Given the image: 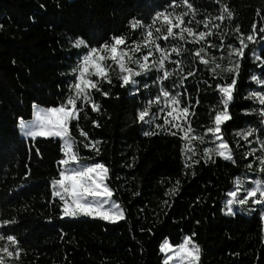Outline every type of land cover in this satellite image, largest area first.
Returning a JSON list of instances; mask_svg holds the SVG:
<instances>
[{
  "label": "trees",
  "instance_id": "trees-1",
  "mask_svg": "<svg viewBox=\"0 0 264 264\" xmlns=\"http://www.w3.org/2000/svg\"><path fill=\"white\" fill-rule=\"evenodd\" d=\"M189 2L198 9V20L219 14V4L214 0ZM222 2L229 6L234 19L214 21L221 24L225 44L223 53L218 48L209 49L217 56H227L229 43L238 46L235 26L245 35L252 33L253 24L257 31L264 27V0ZM165 8L174 16L186 10L181 0H0V221H15L0 227V234L16 236L23 249L19 259L5 256V264H163L159 245L164 239L175 245L184 236H192L199 245L198 264H264V222L259 214L226 213V193L233 182L243 175L258 174L255 157L245 158L250 147H259L253 143L255 137L245 141L235 132L262 127L259 116L247 114L259 105L245 97L250 91L262 90L250 76L255 73L264 79L260 62L251 59L253 50L264 59V33L245 49L248 58L242 60L238 91L230 105L233 119L222 126L237 163L216 156L212 157L214 163H205L197 155L200 162L185 169L180 137L138 120V112L159 93L156 72L137 77V90L121 87L113 72V83L103 84L110 95L94 92L100 109L94 112L88 105L87 116L81 113L78 121L90 139L101 142L99 152L84 148V137L75 127L77 121L70 130L81 157L91 158L81 163L101 162L109 169L106 183L114 189L112 199L125 210V219L112 223L84 216L61 218V202L53 198L50 180L21 178V160L27 159V153L21 147L19 120L32 119L34 103L41 107L59 105L78 51L69 41L82 36L95 45L113 35H124L131 43L142 37L141 30L129 27V21L136 18L150 24L155 11ZM188 19L191 16L185 17ZM155 26L159 27V22ZM198 30H203L202 24ZM207 39L220 43L219 36ZM175 43L188 49L199 47L172 38L161 41L162 46ZM172 58L192 61L188 53L181 57L173 53ZM195 63L199 70L184 81L183 87L173 85L175 76L163 83L171 92L181 93L185 102L191 99L196 113L193 127L203 133L211 123L210 105L216 104L218 94L202 82L208 74L198 60ZM166 67L171 72L175 65L168 62ZM197 99L199 105L195 104ZM162 103L163 98L150 111L157 112ZM148 130L157 134L143 135ZM194 143L201 154L212 146ZM249 163L253 164L251 170L246 167ZM173 188L175 191L169 192Z\"/></svg>",
  "mask_w": 264,
  "mask_h": 264
},
{
  "label": "snow or ice",
  "instance_id": "snow-or-ice-1",
  "mask_svg": "<svg viewBox=\"0 0 264 264\" xmlns=\"http://www.w3.org/2000/svg\"><path fill=\"white\" fill-rule=\"evenodd\" d=\"M186 10L179 15H173L164 11H155L151 17L152 23L145 24L142 20L133 18L129 21V27L132 30H141V39L133 40L128 43L124 35H113L110 39L97 42L95 45L84 37H77L70 40L74 49L76 60L70 69L68 75L71 79L67 84V92L62 94V99L58 106L41 107L34 103L32 105L31 120L21 118L19 120V130L23 137L35 141L38 137L56 140L59 143L62 157L57 160L61 166L58 169V176L50 180L53 198H59L61 202V218L63 217H92L100 220L115 223L125 219V210L116 201L112 199L114 189L106 181L109 178V169L101 162H91L82 164V159H91L81 157L77 140L71 135L70 125L77 121L75 127L79 131L84 148H92L99 152V140H92L88 133L84 131L78 121L80 114L87 116L86 109L91 105L92 111H98L100 104L94 99V92H99L102 96L108 97L109 91L103 90V84L111 85L113 78L111 73L116 74V79L120 82L121 87L130 86L131 89L137 90L140 83L137 77L149 76L153 71L156 72L155 82L160 83L159 93L147 101L142 110L138 112V120L149 126L155 125L167 135L179 136L183 142L180 152L184 157V168L188 169L198 164L197 155L205 163L212 159L213 156L222 158L225 161L237 163L234 158V151L230 147L228 140L224 138V129L222 126L227 121L233 119L230 112V105L234 102L238 91V80L242 67V60L246 57L245 49L249 43H257L256 37L264 33V27L257 31L256 24L252 25V33L245 35L235 26L236 40L238 46L232 43L227 45V56L221 54L215 55L209 52V49H220L221 53L225 48L224 34L219 31L221 24L214 21L223 22L226 19L231 22L234 14L229 6L222 0H214L219 4L218 15L215 17L206 16L202 20L196 19L198 9L194 3L189 0H181ZM172 7L170 3L168 5ZM43 7V5H42ZM191 16V19L185 20V17ZM159 22L160 26L155 25ZM203 25V30H198L199 25ZM195 25V26H194ZM178 30V31H177ZM212 36L220 37V43L217 44L207 39ZM179 40L184 44H197L199 47L188 49L183 44L175 43L162 46L161 41L168 42L169 39ZM264 41V36H261ZM207 46V47H206ZM147 49L146 52L141 51ZM137 53H139L137 55ZM155 53H159L155 56ZM181 57L188 53L192 57L190 63H185L184 59H173L172 54ZM152 57L151 63L149 58ZM251 59L259 61V65L264 72V59L257 54L256 50L252 51ZM203 65V71L208 74L202 82L209 88H212L218 94L215 105H210L209 120L210 125L206 126L205 131L200 133L193 127L192 117L196 115L191 99L185 102L181 93L171 92L164 86V81L171 76L176 79L172 81L174 86L183 87L184 81L194 76L199 70L195 61ZM227 60L225 64L224 61ZM172 63L175 68L170 72L166 63ZM162 72V75L160 73ZM251 81L260 85L261 91H250L245 99L251 100L258 104V108H252L247 114H255L260 118L262 127H247L235 132V135L245 141L249 137H255L253 143L259 147H250L245 153L248 156L255 157L257 163V175L249 181L247 179L237 178L233 182V187L226 193L227 214L234 215L236 206L241 211L249 213L259 209V218L264 222V79L259 78L255 73L250 76ZM147 87V84H145ZM131 94V93H130ZM163 98L162 106L158 111H150L153 104L160 105ZM200 101H195L199 105ZM160 113H164L163 116ZM162 119L163 123H157ZM92 123L97 127L99 124L93 120ZM175 129V131H173ZM157 133L152 130L144 131L143 135L153 136ZM210 134V139H206ZM210 143L212 146L205 147L202 154L195 149V143ZM39 154L40 150L36 149ZM259 152V155L256 153ZM248 169L253 168V164L246 166ZM194 174V173H193ZM179 185V181H176ZM175 189H169L174 192ZM166 192L165 195H168ZM167 203V201H164ZM14 220L0 221V227H4ZM193 236L195 233L192 234ZM6 241V242H5ZM0 264H5V256L19 259L23 249L16 236L0 234ZM159 251L164 254L163 264H198L200 258V247L192 239V236H184L182 242L170 243L164 239L159 245Z\"/></svg>",
  "mask_w": 264,
  "mask_h": 264
},
{
  "label": "rangeland",
  "instance_id": "rangeland-1",
  "mask_svg": "<svg viewBox=\"0 0 264 264\" xmlns=\"http://www.w3.org/2000/svg\"><path fill=\"white\" fill-rule=\"evenodd\" d=\"M21 147L23 148V150L25 149V152L27 153V159L22 158L21 160L20 169H21L22 179L47 178L51 180L53 177L58 176V169L61 166L57 164V160L62 157V153L60 152L59 143L56 140H52L50 138L45 139L42 137H38L35 141H32L30 138H25L21 134ZM37 148L40 150L39 154L36 151ZM47 161H50L51 165L50 164L48 165ZM240 178L247 179L250 181L253 178V176L243 175ZM255 212L259 214V209H257V211ZM255 212H251V213H255ZM226 213H227V208H226ZM236 214H249V212L246 210L241 211L239 209V206H236L234 215ZM70 218H77V217H70Z\"/></svg>",
  "mask_w": 264,
  "mask_h": 264
}]
</instances>
